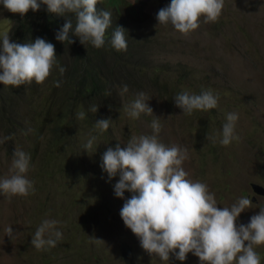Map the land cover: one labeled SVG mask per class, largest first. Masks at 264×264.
Segmentation results:
<instances>
[{
  "label": "rangeland",
  "instance_id": "374dc122",
  "mask_svg": "<svg viewBox=\"0 0 264 264\" xmlns=\"http://www.w3.org/2000/svg\"><path fill=\"white\" fill-rule=\"evenodd\" d=\"M170 3L101 0L105 10H117L126 19L127 39L155 65L140 77L167 81L173 93L170 101L148 82L141 90L124 94L123 86L117 85L118 110L109 117L112 122L107 131L70 117L67 128L73 129L48 144L44 129L34 141L36 118L19 109L6 126L0 125V139L12 137L0 144V179L11 174L14 151L22 150L30 157L26 177L34 187L30 195L10 200L0 192V264H201L192 253L183 262L170 254L165 262L143 250L120 217L132 193L126 191L124 199L117 198L114 185L119 174L109 180L102 168V156L109 148L114 150L117 144L123 148L133 136L153 135L154 118L160 119L156 135L161 143L188 149V159L182 164L187 178L206 183L217 207H231L241 197L251 199L253 207L240 214L238 227L250 223L264 206V0H225L217 22L202 20L187 36L170 24L158 23V11ZM13 16L0 3V43ZM50 88L45 87L37 99L42 112ZM185 90L197 95L211 91L218 97V106L185 115L174 102ZM140 92L149 98L152 115L141 114L134 120L125 108ZM24 101L14 100V106ZM229 113L238 114L234 135L239 139L223 146L219 141ZM93 136V148L85 149ZM45 220L58 221L56 230L62 237L55 247L38 251L31 240ZM8 227L14 238L7 236ZM255 250L264 264V246Z\"/></svg>",
  "mask_w": 264,
  "mask_h": 264
},
{
  "label": "clouds",
  "instance_id": "9594fccd",
  "mask_svg": "<svg viewBox=\"0 0 264 264\" xmlns=\"http://www.w3.org/2000/svg\"><path fill=\"white\" fill-rule=\"evenodd\" d=\"M0 3L21 18L29 10L38 11L41 5L57 16L74 14L75 28L70 18L65 19L63 27L56 33L55 39L61 43H73L69 39L71 31L82 45L90 43L97 49L102 48L106 42V31L112 24L110 11L97 14L98 0H0ZM224 4L225 0H171L167 7L158 11L156 18L159 24H170L174 30L187 36L200 27L202 20L203 23L217 22ZM127 41L125 29L116 27L112 31L110 43L117 52L127 51ZM56 64L55 46L45 39L15 43L10 42L9 34L2 36L0 85L19 88L33 82L43 84ZM65 71L64 67H59L61 75ZM55 86L59 87V82ZM127 92L128 86L124 85L121 94ZM147 101L149 98L145 93H138L126 106V114L134 120L141 114L152 115ZM174 102L183 114L190 116L194 111L215 109L218 97L211 91L197 95L185 90L175 96ZM97 110V106L91 108L93 113ZM78 118L85 119V113L80 112ZM159 120L154 118L151 124L153 135L133 136L125 147L117 144L114 150L109 148L102 156V168L109 180L119 174L114 185L115 196L124 199L126 191L132 193L120 210L125 227L139 239L143 250L161 261L168 262L170 254H175V258L183 262L187 254L192 253L201 264H261L255 248L264 246V207L251 217L250 223L238 227L237 218L253 207L251 199L241 197L231 207H217L214 194L210 193L206 183L187 178L188 173L182 164L188 159V149L176 145L166 147L158 140ZM237 120L238 114L227 115L219 141L221 145L229 146L233 140L239 139L234 135ZM111 122L110 118L101 119L95 127L104 132ZM11 138L3 137L0 144ZM95 140L94 136L88 139L85 149H92ZM13 156L11 174L0 179V192L9 200L34 192L33 182L26 177L29 155L15 150ZM57 224L55 220L43 221L31 240L36 250L56 246L62 237V233L56 230ZM5 231L9 238H14L11 227ZM46 234L48 238H45Z\"/></svg>",
  "mask_w": 264,
  "mask_h": 264
},
{
  "label": "trees",
  "instance_id": "16d2710c",
  "mask_svg": "<svg viewBox=\"0 0 264 264\" xmlns=\"http://www.w3.org/2000/svg\"><path fill=\"white\" fill-rule=\"evenodd\" d=\"M97 14L104 11L101 0L96 5ZM112 13L111 27L106 31L105 45L102 48H95L90 43L82 45L79 38L70 31L69 39L61 43L55 39L56 33L63 27L65 19H71L73 29L76 18L74 14H66L65 17L50 14L45 5H41L36 12L31 10L21 18L18 14L12 18L7 34L10 42L26 43L34 42L36 38H43L55 46L57 64L53 67L51 75L43 84L22 85L19 88L0 85V125H7L8 121L16 117L19 112L28 113L33 118L36 127L34 141H38L40 130H45L48 136L47 144L54 143L60 136L69 132L67 128L70 117L79 119L80 112L85 113L82 123L89 128L99 130L95 127L101 119L113 118V111L117 109L115 99L117 85H127L128 90L137 92L145 83H149L165 100H171L173 95L166 82L159 81L157 76L150 79L140 77L146 69L153 70L155 65L147 61L142 53L138 51L135 42L128 38L127 51L117 52L111 46V33L116 27L126 29V19L122 18L117 10H110ZM59 67L66 71L63 75ZM59 82L60 86L55 84ZM45 85V86H44ZM47 86H50L46 98V109L42 112L39 109L37 99L39 94ZM111 93L106 95V93ZM25 99L19 106H14V100ZM97 106L96 113L91 111ZM113 106V107H112ZM118 110V109H117ZM115 113V112H114ZM77 115V116H76ZM38 119V120H37ZM73 124V123H72ZM44 135V136H45Z\"/></svg>",
  "mask_w": 264,
  "mask_h": 264
},
{
  "label": "water",
  "instance_id": "95a60500",
  "mask_svg": "<svg viewBox=\"0 0 264 264\" xmlns=\"http://www.w3.org/2000/svg\"><path fill=\"white\" fill-rule=\"evenodd\" d=\"M257 188H259V187L254 188V190H256ZM263 207H264V206H263Z\"/></svg>",
  "mask_w": 264,
  "mask_h": 264
}]
</instances>
